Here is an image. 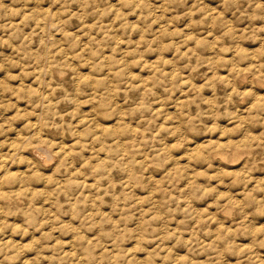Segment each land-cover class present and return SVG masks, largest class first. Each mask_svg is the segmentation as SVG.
<instances>
[{"label":"clouds","instance_id":"obj_1","mask_svg":"<svg viewBox=\"0 0 264 264\" xmlns=\"http://www.w3.org/2000/svg\"><path fill=\"white\" fill-rule=\"evenodd\" d=\"M0 74V264H264V0H0Z\"/></svg>","mask_w":264,"mask_h":264},{"label":"rangeland","instance_id":"obj_2","mask_svg":"<svg viewBox=\"0 0 264 264\" xmlns=\"http://www.w3.org/2000/svg\"><path fill=\"white\" fill-rule=\"evenodd\" d=\"M210 2H211V0H210ZM224 73H222V75H223ZM0 75H2V74H0ZM262 171H264V169H262ZM258 179H264V176H259L258 177ZM211 210V209H210Z\"/></svg>","mask_w":264,"mask_h":264}]
</instances>
